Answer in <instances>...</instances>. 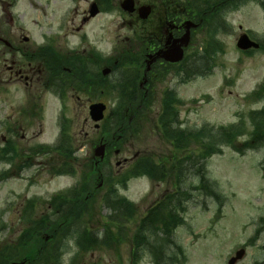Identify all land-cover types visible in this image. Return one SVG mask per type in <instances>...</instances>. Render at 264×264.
<instances>
[{
    "label": "rangeland",
    "instance_id": "rangeland-1",
    "mask_svg": "<svg viewBox=\"0 0 264 264\" xmlns=\"http://www.w3.org/2000/svg\"><path fill=\"white\" fill-rule=\"evenodd\" d=\"M88 1L90 0H0V97L7 98L9 103L18 99L19 104L16 106L22 107L25 99L20 97L28 93L25 84L20 83V97L13 94L14 72L10 64L13 55L17 53L13 51L14 46L12 48L6 41L12 44L26 43L33 47V43L41 46L47 36H55L67 38L69 44L78 45L81 38L90 37L99 40L101 50H115V57L118 58L124 48L140 49L141 42H136L133 34L137 29H152L162 14L156 0H136L138 4H152L155 12L146 24L140 22L131 27V23L139 22L137 15L128 16L120 9L121 0H112L113 10L82 22ZM263 5L264 0L229 1L227 13L221 17L220 23L226 29L223 26L213 28L210 24L195 33L187 51L188 64L154 72L151 93L148 83L150 77L145 72L146 63L143 60L137 67H132L131 59L137 50L128 54L125 67L118 69L114 75L115 87L103 95L111 107L115 106V110L121 103L125 119L121 123L119 118L105 124V121L102 122L100 133L108 131L109 137L129 119L136 121L137 133L128 142H122L121 155L113 156L111 163L103 168L116 189L108 188L107 184L95 192V199L83 204L82 209L89 207L91 217L84 210L79 213L84 216L75 221L77 224H65L61 220L50 218L52 231H41V241L44 244L52 240L50 249L53 251L55 264H156L150 254L152 246L146 242L135 248L134 239L137 235L136 226L144 211L160 202L171 203L175 210L171 215L183 220V224L173 229V238L183 248L184 257L174 256V263L170 258H165L163 264H231V259L240 249H243V256L234 264H264V143L258 149L244 148L251 137L250 112L264 108V96L258 99L252 94L264 82V49L262 47L263 50L246 53L237 47V41L244 32L264 46ZM218 21L219 17L216 22ZM81 25L83 28L77 31ZM25 36L30 41H23ZM209 42L212 45H208ZM206 46L211 54L210 62L204 52ZM20 54L22 52L17 54V59ZM203 55L209 62V68H212L210 74L198 75L196 70L191 73L193 67L207 71L206 61L200 60ZM122 71L130 77L136 72L137 86L135 92H132L133 99L129 98L131 90L124 88L122 79H119ZM139 78L142 81L138 85ZM139 86L141 89L138 90ZM170 91H175L176 94L175 107L179 118L176 127L182 130L200 131L207 126L245 122L244 126H240L241 133L234 144L221 146L220 153L208 155L195 143L181 152L177 151L178 162L182 156H190L191 160H185L188 161L184 164L188 172L182 178L168 169L174 159V144L165 139L160 121L163 96L166 97ZM46 100L48 119L44 124L34 122L32 125L24 120L26 137L19 136V148L24 147L27 152V166L22 165L20 169L23 164L21 156L15 159L12 170H9L8 165L5 168L6 165L0 164V249L13 239L18 243V235L23 229L20 212L25 203L36 198L37 207L29 213L30 217L47 216L50 213L48 204L51 199L57 193H64L79 184L94 153L99 127L87 107L74 103L65 109L61 123V106L54 99L52 102ZM132 100L135 103L134 109H138L141 117L136 118L137 114L128 110V104ZM66 120L79 147L78 158L73 160L78 168L70 173L53 174L51 167L59 163L61 154L51 151L35 155L29 152L34 151L37 143L54 144L62 130L61 125L66 126ZM71 120L75 121L72 125ZM118 159L141 163V170L138 173L132 172L134 176L126 188L115 180L119 172L116 165ZM163 160L169 162L167 167L162 163ZM198 169H201L200 174L196 173ZM154 170H159L156 173L158 177H154ZM163 174L165 175L162 176ZM202 175L213 182L215 196H207L203 191L200 186ZM85 184L82 183L81 188ZM93 186L96 184L91 183L88 191H82L85 196L88 194V199L92 198ZM107 198L119 200L120 203L113 204L114 208L111 209L105 204ZM124 198L134 205L127 210V223L118 229L110 215H118V219H122V206L126 203ZM180 201V205H175ZM131 212L133 216H130ZM163 218L167 219L165 216ZM108 226L116 233L115 238H111V235L106 238ZM59 229L62 232L55 241L49 235L52 236ZM84 229L95 231H92V235H96L93 238L98 244L95 243L93 249L83 250L80 247V238L84 240L87 237ZM164 233V230H158L154 226V236L164 239ZM173 247L174 242L167 247L166 251L170 256L176 252ZM26 250L25 243L21 251L25 253ZM134 250L136 254L132 255ZM156 250L160 253L163 249ZM21 251L20 255L23 257L24 253ZM18 259L20 258L15 260Z\"/></svg>",
    "mask_w": 264,
    "mask_h": 264
},
{
    "label": "flooded vegetation",
    "instance_id": "flooded-vegetation-1",
    "mask_svg": "<svg viewBox=\"0 0 264 264\" xmlns=\"http://www.w3.org/2000/svg\"><path fill=\"white\" fill-rule=\"evenodd\" d=\"M92 2H97L99 6L102 5L100 0L88 1V7L83 12L82 22L91 20L88 16V10ZM220 6L222 7V4ZM174 13L179 14V11H174L171 16L166 13L161 14L158 23H155L152 29L147 28V31L150 32L148 34L150 39H148L149 43L143 58L144 61L149 54L165 48L169 38L173 41L183 35L186 31L184 23L187 20L198 23L195 13L193 17L186 15L174 16ZM149 20L145 21L144 24ZM199 21L201 20L199 19ZM82 28L83 25L78 27L77 31ZM7 43L12 48L14 46L13 51L15 53L22 52L18 59L17 54L13 55L10 64L14 72L13 84L16 88L14 94H17V97L19 96L22 90L20 83L25 84L28 93L26 96H19L22 100L25 99L22 102L25 105L22 107L16 106L19 104L18 99L9 103L7 98L0 97V163H11L9 157H13V160H15L20 153H27L23 147L19 148V136L21 138L26 137L24 120L29 125L34 124V122L44 124L45 120L48 119V114L45 111L47 108L46 99H48V102H52V99L56 100L61 106V110L70 108L74 103H81L89 110L90 105L95 102L104 101L109 105L101 94L108 93L115 87L116 83L114 51L101 50L99 41L90 37L83 38L78 45H74L69 44L67 38L49 36L44 40L43 49L32 47L26 43L15 42L12 44L9 41ZM155 62V66L167 65L162 60ZM105 67L114 69L111 75L103 74ZM138 84H140L139 81ZM139 89H141L140 86ZM114 117V113H111L110 118L114 119ZM86 121L89 120L86 118ZM74 122V120H71L70 125ZM82 126H84L83 123ZM100 130L101 128L97 131L98 135L94 145L100 144L101 139L106 145L105 158L100 162L97 170L98 178L104 179L103 168L111 163L113 156L119 157L121 155V138H117L116 131L108 137L106 133H100ZM42 131L40 132L43 133ZM55 153L60 154L57 149ZM59 157V162L62 163L64 158L63 156ZM91 161L94 167L96 158L92 156ZM118 163V174H122L130 168L131 161L118 159L116 165Z\"/></svg>",
    "mask_w": 264,
    "mask_h": 264
},
{
    "label": "trees",
    "instance_id": "trees-1",
    "mask_svg": "<svg viewBox=\"0 0 264 264\" xmlns=\"http://www.w3.org/2000/svg\"><path fill=\"white\" fill-rule=\"evenodd\" d=\"M229 1H232V0H211L209 4L207 2V4L209 5L207 10H204V8L201 9V7H198L196 9L197 10L196 12L200 14L205 20L208 21L209 26L211 24L213 28H218L216 26L217 24H215V21L220 15L222 8L224 6L228 7ZM233 2H237V0L236 1L234 0ZM221 4H222V7L220 6ZM185 7L187 10H189L188 12H190V5H186ZM208 45H212V44L209 42ZM208 48L209 47L206 46L204 49V52L206 53V56L208 59L203 58V57H206L203 55L202 58H200V60L206 61L207 59L210 62L209 59H210L211 54L207 51ZM263 49H264V46H263ZM127 59H128V56L127 55L124 56L123 62L126 61ZM131 62H134V61H131ZM209 62L207 63L206 61V65H205V68L207 69V71H203V70L200 71V69H195L197 71L196 74L198 75H204L207 73L210 74L212 68L211 69L209 68ZM183 63L184 64L182 65V67L186 66L188 64V59H186ZM197 63H199L198 60H197ZM198 65L200 66V64ZM123 87L126 88L125 85H123ZM253 96L258 99H262V96H264V84L261 85L253 93ZM133 97H134V94L129 93V98L133 99ZM176 103H177L176 94L173 91L168 92V95L165 98H163V108H162V112L160 115V121H161V126L164 130L165 139L172 141V143L174 144V147L172 148L174 159L171 161L168 169L171 170V173L174 172L176 175L178 174L179 178H182V176H184V174L188 172L184 164L188 162L185 160H189L190 156L189 157L182 156V158L178 162L179 156L176 153L177 151L181 152L182 150L186 149L188 146L190 145L192 146L195 143L201 146V149L203 151H206L208 155L220 153L221 146L234 144L235 140L240 136V133H241L240 126L242 125L244 126L245 122L241 121L236 124L220 125V127L207 126L205 129L200 130V131L182 130L176 127L177 124L179 123L178 113L175 107ZM249 116H250L249 118L250 127L252 129L250 133L251 137L244 145V148L257 149L261 147L262 143H264V108L260 111H252ZM135 123L136 121L134 120L131 124V127H129L131 130L129 132H131L132 135L137 133V130L135 129ZM162 163L164 164V166H166V164H168L169 162L167 163V161L163 160ZM140 164H141L140 161L135 164L134 169H133L134 173H138L141 170ZM152 172H153L154 177H158L156 173L159 172V170H154ZM196 173L200 174L201 169H198ZM202 174H204V172ZM164 175L165 174H163L162 176ZM200 182H201L200 186L203 188V191L207 194V196H215V193L212 189V187H214L213 182L208 180L206 176H203V175H202ZM84 190H88V189L87 188H74L72 190L66 191L63 195L58 196L57 197L58 199H60V197L62 198L61 205H56L61 202L55 203L53 200L52 203L55 205H52V207L54 206L55 209L59 207H63V204H66L67 206L64 212L61 213L56 218V220H61V222L65 224H72L73 222L77 224V222L75 221H77L78 219L84 216V215L79 214L80 212H83L84 210H86V214L88 215V217H91V212L89 211V207L85 206V209H82L83 204H86L89 202L85 200V195L82 192ZM93 199H95V197H93ZM216 200L218 201V199ZM34 203L35 202H31L29 203L28 206H26L27 215L23 218V221H22L24 232L20 235L17 246L12 247V245L6 244L3 246V248L0 249V264H10L11 261L17 259L18 257L22 258L20 255L21 254L20 251L22 250V247L23 245H25V243H26L27 250L25 253L23 251L21 252L24 253L23 257H27L30 260H34L32 264H55L54 258H53V251L50 249L52 246L50 244L52 240L50 243L44 244L41 241V235H40L43 229H48V232L52 231V228H50L51 220L48 219L47 217L45 219L44 218L39 219L37 217L31 218L30 217L31 215L28 213L27 210L34 209L35 207ZM119 203L120 201L114 200V201H111L110 205L113 206V204H119ZM180 204H181V201H180ZM122 209H123V206H122ZM174 212L175 210L171 203L170 204H168V202L163 203L157 208H155V210L151 212L147 217L142 218L136 226L137 235L134 239L135 248L141 247L142 244L147 242L148 245L152 246L153 248L150 254L153 256L154 260L156 261V264H163V261L165 260V258H170V261L174 263L173 261L174 256L175 258L180 257V256L184 257L183 248L180 245H177L173 238V229L175 228V226H179L183 224V220L182 218L178 219L177 217H174V215H171V214H174ZM128 213L129 211L124 210L123 215H121L122 219L120 220L118 219V215L116 216H114L113 214L110 215L112 216V219H114L115 226L118 229H120L124 223L125 224L127 223L126 219L128 217ZM130 216H133L132 212L130 213ZM164 216L167 218L166 220L163 218ZM107 225H109V223ZM152 226H156L158 230L159 229L164 230L165 232L164 239H159V236L158 235H157L158 237L154 236V233H151V234L148 233L147 229ZM61 232H62V229H59L57 232H55L52 235V239L57 241ZM84 235L87 236L86 239L83 240L80 238V240L78 241L80 242V245H81L80 247L83 250L93 249L92 247L98 243L95 242L96 239L93 238L92 232L84 229ZM109 235H111V238H115L114 235H116V233L111 231V226L107 227L106 238L109 237ZM64 237H66L65 234H64ZM173 242H174L173 248L176 250V252H173L172 256H170V253L166 250H167L168 245ZM107 245L110 246V243L107 242ZM156 249H163V250L159 253L158 250ZM165 251H166V254H165ZM40 254L42 255L40 256ZM135 254H136V250L133 251L132 255H135ZM58 264H60V262ZM167 264H170V263H167Z\"/></svg>",
    "mask_w": 264,
    "mask_h": 264
},
{
    "label": "water",
    "instance_id": "water-1",
    "mask_svg": "<svg viewBox=\"0 0 264 264\" xmlns=\"http://www.w3.org/2000/svg\"><path fill=\"white\" fill-rule=\"evenodd\" d=\"M123 8L128 12H133L135 10L134 1L133 0H125L122 4ZM140 16L142 18H147L151 12L150 6H142L139 8ZM94 9L91 11L92 15H95ZM187 33L180 39H174L173 41L171 38L167 40V47L165 49L160 50L156 58H163L171 62L179 61L183 58V48L188 44L189 42V31L192 27L196 26L194 24H191L190 22H187L186 24ZM172 41V42H171ZM238 47L241 49H249L252 47H259V44L252 41L248 35H242L241 38L238 41ZM108 70H106L107 72ZM104 110L105 105L103 104H95L91 107V116L95 121H99L104 116ZM104 153V146H100L97 150V154L102 156ZM243 255V251L238 252L237 257H234L231 260V264H234V262L240 258Z\"/></svg>",
    "mask_w": 264,
    "mask_h": 264
}]
</instances>
